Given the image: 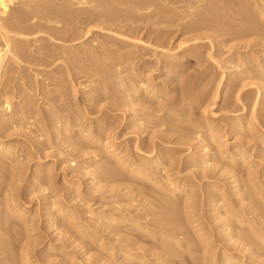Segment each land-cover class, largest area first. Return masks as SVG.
Segmentation results:
<instances>
[{
	"label": "rangeland",
	"instance_id": "1",
	"mask_svg": "<svg viewBox=\"0 0 264 264\" xmlns=\"http://www.w3.org/2000/svg\"><path fill=\"white\" fill-rule=\"evenodd\" d=\"M64 1H58L60 8L56 6L59 10L56 6L50 10L47 9L50 12L45 11L46 14L41 15L44 16L42 21L40 18L30 21L28 14L31 13L29 11L25 13L27 11L19 5L12 6L8 14L9 18L16 17L14 20L16 22L13 21V23H18L19 26L23 24L22 26L25 25V27L32 26L40 19L38 22L42 23L43 29L41 27L33 29L32 32L29 31L30 34L23 32L25 35H22L25 37L28 35V39H22V41L18 38L12 46L13 48L23 46L26 50H30H28L29 53L25 50L16 62L9 58L6 61V67L4 65L1 70L4 74V84L0 88L7 92L12 104L11 112L12 107L16 110L17 106L20 109H17L18 111L22 112L24 107L28 111L24 108L22 116L25 118L21 120L22 122L20 121V126L7 128L4 131L6 135L2 137L3 141H10L3 143L2 146L7 153L5 150L0 151V209L3 207L7 209V211L3 209L5 213L0 216V222L7 221L5 225H0V246L7 247L0 249V263L7 264L11 260L14 264H19L20 261L23 264H126L127 262L142 264L140 260H131L133 263L129 261L124 254L128 252L144 258L147 264H179L181 260H185L183 264H201V260L203 261L205 257L202 255L201 251H203V253L209 252L205 254L209 257L208 259H212V261L209 260L210 264H234V262L264 264V248L254 254L252 253L254 245L246 249L241 248L240 245L237 246L240 241H243L239 235L244 232L246 236L251 231L247 228L248 224L242 225L243 218L247 223L254 222V226L262 230L264 235V22L260 19H253L254 21L250 19L252 22L250 27L249 22L245 24L243 20L244 24L241 20L236 22L219 19L216 25L209 23L211 28L189 32L182 30L185 24L172 27L166 23H157L155 20L148 21L145 17L146 12L140 15L137 8L139 5L137 2L144 0H135L137 2L128 0L129 4L133 2L130 5L127 4V0H107L108 2L90 0L93 4L89 3L88 6H82L79 0ZM122 4L125 6V11ZM209 6L212 8L213 3ZM68 7L72 8L68 10ZM132 7L136 8L135 12H133L135 8L132 9ZM246 7V3L239 6L244 16L250 15L253 11ZM21 8L23 10H20ZM84 9L87 10L83 11ZM99 9L104 10V13ZM106 10L110 13L108 14ZM131 11L135 14L139 12L138 15L134 14L138 22L134 18V20L130 19V16H133ZM121 14L125 15L126 19ZM85 15L89 18L87 19ZM119 15L120 19L117 18ZM142 15L147 19L144 18L146 21ZM83 16L88 21L82 18ZM97 16H101L100 19ZM137 17H142L144 21ZM212 17L215 16L212 15ZM94 18H97L94 20L96 22H93ZM24 19L26 22L29 21L26 23ZM81 19L89 24L82 22ZM89 20H92V23ZM224 20H228V24ZM238 21L242 23V27ZM254 22L257 25H254ZM238 24L243 29L242 33L239 32L241 29ZM232 25L233 28L238 27L233 31ZM254 26H258L257 28L263 26L256 29L260 33L254 29L256 28ZM218 27L223 29L219 31ZM243 27L249 29L244 30ZM136 28L139 29L136 31L140 32L139 34H134ZM238 28L241 34L235 33ZM162 29L166 35L171 36H169L171 44L163 45L156 40ZM34 30L38 31L34 32ZM12 34L14 37H20L15 32ZM130 35H136L137 39L142 38L144 43L133 42L136 36L132 37L133 39L130 37L128 41L127 36ZM196 37L199 40L190 42L189 45L179 49L181 42ZM130 40L133 43H130ZM2 43L3 40L0 41L3 47ZM29 44L33 45L32 48H29L31 47ZM39 47H45L47 53L53 52L54 57L51 56L47 63L43 62L40 57L46 56L36 51ZM174 49L178 52L176 55L171 54V50ZM135 51L151 61L141 67L136 66L137 73L146 75L145 79L149 80V82L146 81L148 82L145 85L146 89H154L151 96L141 92L138 96L130 94L131 96L128 97L127 87L131 85L130 83L133 84L135 78L130 81L132 75L128 72H123L120 75L121 78H117L115 74L118 69H123L131 62L137 61L130 57L131 60L125 62L126 65L122 62L125 60L122 59L123 55L129 52L135 57ZM68 52H70L69 55ZM56 57H58L57 61H55ZM79 57L82 59L79 60ZM75 58L78 59L79 65L69 62V59L76 60ZM160 59L164 63L167 59L178 60L183 66L175 72L166 73V70L163 71L158 64ZM119 60L121 62H118ZM139 64L142 65L141 62ZM179 81L183 84L181 85ZM5 82L6 89L2 88L6 85ZM123 94L126 97H123ZM94 98H97V101ZM2 101L4 97L0 98V111L3 110ZM92 105L96 106L94 110ZM143 116L145 119L142 118ZM99 127L105 134L102 135ZM207 129L210 132H206ZM198 131L199 134L208 133L207 135L212 132V136L215 135L217 138L215 136L214 138L217 140L226 141L227 145H223L228 151L237 154L242 150L244 156L238 155L236 161L233 159L234 162L228 159L223 160L216 153L215 156V151L213 152L209 147L210 143L216 145L217 140L210 135L209 138H212L208 139L211 142L205 139L208 136L204 138L202 135L203 137L197 138L195 132ZM159 134L172 139L168 138L170 142L162 144L170 149L168 155L171 154V157L168 167V161L165 160L167 162L163 170L165 172H162L164 179L161 180L164 182L174 180L175 184H183L185 188L184 194L179 195L180 199L174 196L177 200L172 198L173 201H180V204L182 199V205L179 206L177 203V206L173 205L176 207V212H173L172 206L169 207L171 211L169 209L168 211L167 207L163 210L159 204L157 206L159 201H155L156 194L147 193V189L151 186L149 188L151 190L153 184L137 179L118 162L122 157L128 162H140V154L149 157L152 153L150 142L151 140L160 141ZM106 145L111 146V151H115L120 157H111ZM161 147L159 146L155 151H160L159 154L165 157L163 154H167L169 150ZM205 148H208L209 152L205 151ZM206 153L212 155L208 154V156ZM206 160L208 162H205ZM191 162L197 165L192 166ZM104 169L108 170L105 171L109 175H112L110 169L115 172L118 170V174L104 175ZM204 171L208 174L205 178L202 174ZM119 172L122 173L119 174ZM247 176H249L248 179ZM172 186L174 187V184ZM139 188H142L144 193L137 191ZM164 194L170 195L164 192L163 197L162 195L158 197L162 199L165 197L164 200H168ZM217 194L219 195L216 196ZM154 201L156 205L151 204ZM13 205L22 210V218L17 216L18 213L14 214L6 208ZM220 205L224 206H221L224 211ZM122 209H129L132 214L129 215L135 218L137 223H141L144 229L134 223L108 221L112 213H119ZM186 210L192 213L189 219H187L189 216H185L188 215ZM177 218L180 222H183L181 219L185 220V218L195 222L190 226L184 223L186 220L183 222V227L185 225L186 229H182L184 234H177V237L181 239V241L178 239L181 242L179 244L169 237L162 238L159 235L155 237L145 230L147 228L159 231L157 229L159 227L155 226L157 224L154 225L151 222L155 219H164V221L160 220L164 224L170 223L173 219L172 221L176 220V222L171 221V223L177 226ZM195 225H198L197 228H194ZM230 226H233V229ZM10 228L15 233L12 231L9 233ZM199 230L198 235L203 236L204 243L208 242L206 246L203 245L206 248L200 246L199 239H195L198 238L196 233ZM9 234L13 235L9 237ZM195 235L197 237H194ZM12 237L16 241L12 242L14 240ZM188 238L193 241L190 239L187 242ZM260 241L259 243L264 247L263 242ZM170 242L172 246H169ZM193 243L196 247L191 246ZM9 245L12 248L9 249ZM178 245L183 246L182 249L185 248L184 256L181 253L182 249L179 251L180 248H177ZM175 246L176 248H172V251L177 249L179 258L181 255L182 257L174 258L173 263L171 261L173 258H169L171 255L168 253L171 251L170 248ZM195 249H199L201 254L199 252L195 254ZM224 252H226L225 257ZM191 253L197 255L195 258L200 263H196L194 259L195 262L190 261ZM208 254L211 255L208 256ZM227 255L234 256L233 262L227 260L228 262L224 263L223 259L226 260ZM12 256L15 258L12 259ZM3 259L6 261H2Z\"/></svg>",
	"mask_w": 264,
	"mask_h": 264
},
{
	"label": "bare ground",
	"instance_id": "2",
	"mask_svg": "<svg viewBox=\"0 0 264 264\" xmlns=\"http://www.w3.org/2000/svg\"><path fill=\"white\" fill-rule=\"evenodd\" d=\"M58 1L59 0H0V41H2L3 40V43L2 44H4V46L2 47L1 45H0V86L2 85V84H4V80H3V73L1 72V70H3L2 68H4V65H5V67H6V61L10 58L11 60H15L14 62H16V61H19V60H17V59H19L20 57H21V55L24 53V51L26 50L23 46H18V47H15V48H13V46H12V44H13V42L16 40V39H18V40H27L28 38V35L25 37V36H23L22 34H24L23 32H28L29 33V31H31L32 32V30L33 29H37V28H39V27H43V25H42V23H40V22H38L40 19V21H42V19L44 18V16H41L45 11H47V12H50V11H48L47 9H49L50 10V8H54L56 5L58 6ZM62 1V0H61ZM64 1V0H63ZM66 1H68V0H66ZM71 1V0H70ZM92 1V0H91ZM90 0H79V3L80 4H82V6L83 5H89V3H91V4H93L92 2H91ZM107 1V0H106ZM105 1V2H106ZM110 1V0H109ZM125 1V0H124ZM124 1H122V2H124ZM128 1V0H127ZM130 1V0H129ZM129 1H128V3L127 4H129ZM133 1V0H132ZM135 1V0H134ZM65 2V1H64ZM76 2H78V1H76ZM102 2V1H101ZM108 2V1H107ZM113 1H111V3H112ZM121 2V1H120ZM121 2V3H122ZM135 2H137V1H135ZM63 3V2H62ZM68 3V2H67ZM111 3H109V4H111ZM121 3H119V4H121ZM133 3V2H132ZM132 3H130V4H132ZM138 4H136V5H138L137 6V8L139 9V11H140V15H141V13L142 12H146L145 13V17H147L148 18V21H151V20H155L157 23H166V24H169V26H180V25H182V24H185L183 27V29L182 30H184V31H197V30H203V29H206V28H211L210 27V22H212V23H216V21L217 20H219V19H228L229 21L230 20H235L236 22H237V20H241V22H242V20H243V22H245V24L247 23V22H249V26L251 27V25H250V23H252L251 21H250V19L252 20V21H254L253 19H260V21L262 20L263 22H264V0H242V1H238V0H144V1H141V2H137ZM200 3H202V4H200ZM212 4L213 3V6L215 7H213L212 6V8H214V10L212 9V8H210V6H209V4ZM243 3H246L247 4V7H249L250 9H252L253 11L251 12V14L250 15H245L244 16V13H243V10L241 11V10H239V6L240 5H242ZM72 4H73V2H72ZM76 4V3H75ZM109 4H107V5H109ZM116 4V3H115ZM129 4V5H130ZM134 4V5H135ZM15 5H19L20 7H22L23 9H24V11L26 10L27 12H25V13H28V11L32 14H28V15H30L28 18H29V20L31 21V20H36V18H40V19H38V21L37 22H35L32 26H29V27H25V25L24 26H19V24L17 25L16 23H13V21L14 20H16V17H13L12 15H10V16H12V18H9V16H8V14H9V11H10V9H11V7L12 6H15ZM96 5H98V4H96ZM112 5V4H111ZM114 5V4H113ZM123 5V4H122ZM121 5V6H122ZM124 5H125V3H124ZM123 5V6H124ZM57 6H56V8H57ZM68 6V5H67ZM76 6V5H75ZM100 6V5H99ZM103 6V5H102ZM119 6V5H118ZM120 6V7H121ZM133 6V5H132ZM171 6V7H170ZM244 6H245V4H244ZM59 7V6H58ZM76 7H78V6H76ZM90 7V6H89ZM89 7H88V9H89ZM92 7H94L93 5H92ZM91 7V8H92ZM96 8H97V6H95ZM116 8H117V6H115ZM127 7V6H126ZM129 7V6H128ZM222 7V8H221ZM229 7V8H228ZM246 7V8H247ZM20 9V10H23V9ZM55 8V9H56ZM60 8V7H59ZM59 8H57L58 10H59ZM69 8L70 7H68V10H69ZM72 8V7H71ZM70 8V9H71ZM80 8V7H79ZM84 8V7H83ZM90 8V9H91ZM100 8V7H99ZM102 8V7H101ZM109 8V7H108ZM113 8V7H112ZM125 8V6L123 7V9ZM135 8V7H134ZM133 7H132V9H134ZM176 8H177V10H176ZM216 8H218V10L219 9H222V10H225L224 12H219ZM233 8V9H232ZM51 9V10H52ZM66 9V8H65ZM75 9V8H74ZM78 9V8H77ZM119 9H121V8H119ZM130 10H131V7L129 8ZM137 9V10H138ZM179 9V10H178ZM212 9V10H211ZM57 10V11H58ZM67 10V11H68ZM76 10V9H75ZM74 10V11H75ZM81 10V9H80ZM85 10H87V9H84L83 11H85ZM96 10V9H95ZM94 10V11H95ZM101 9H99V11H100ZM231 10V11H230ZM54 11V10H53ZM53 11H51V13L53 12ZM96 11H98V10H96ZM104 11V10H103ZM102 10L100 11V12H103ZM107 11V13H108V10H106ZM124 11H125V9H124ZM129 11V10H128ZM136 11V8H135V10L133 11V12H135ZM23 12V11H22ZM56 12V11H55ZM75 12H77V11H75ZM82 12V11H81ZM88 12V11H87ZM90 12V11H89ZM93 12V11H92ZM113 12V11H112ZM114 12H115V10H114ZM113 12V13H114ZM130 12V11H129ZM132 12V11H131ZM132 12V13H133ZM247 12V11H246ZM57 13H59V14H61L60 12H57ZM56 13V14H57ZM74 13V12H73ZM77 13H79V12H77ZM85 13V12H84ZM95 13V12H94ZM104 13V12H103ZM106 13V15H108ZM117 13H119V12H117ZM117 13H115V14H117ZM121 13H123V12H121ZM125 13H127V12H125ZM137 14H135V13H133L132 15L133 16H130V19H132V20H134V19H136L135 17H134V14L135 15H138L139 14V12H136ZM46 13H44V15H45ZM53 14V13H52ZM51 14V15H52ZM55 14V15H56ZM66 14H68V12L66 13ZM71 14H72V12H71ZM80 14V13H79ZM85 14H89V13H85ZM90 14H92L91 12H90ZM98 14H99V12H98ZM112 14V13H111ZM128 14V13H127ZM47 15H49V14H47ZM70 15V14H69ZM73 15V14H72ZM82 15H84V14H82ZM105 15V14H104ZM122 15V14H121ZM129 15H131V13L129 14ZM139 15V16H140ZM212 15H214L215 17H212ZM52 16H54V15H52ZM56 16H58L59 17V15L57 14ZM87 15H85V17H86ZM92 16V15H91ZM90 16V17H91ZM94 16V15H93ZM109 16H111V15H109ZM123 17L125 16V15H122ZM127 16V15H126ZM143 16V19L145 18L144 17V15H142ZM47 18H48V16H46ZM45 17V18H46ZM71 17V16H70ZM75 17H76V15H75ZM78 17H79V15H78ZM85 17L83 16L82 18H84L85 19ZM94 17H96V16H94ZM99 16H97V18H98ZM101 17V16H100ZM100 17H99V19H100ZM114 17V16H113ZM243 17V18H242ZM251 17H253V18H251ZM18 18V17H17ZM66 18H68V17H66ZM80 18V17H79ZM89 18V16H87V19ZM93 18V17H92ZM96 18V19H97ZM112 18V17H111ZM118 19H120L121 17H120V15L117 17ZM117 18H115V19H117ZM125 19H126V17H124ZM134 18V19H133ZM137 18H140V17H137ZM19 19V18H18ZM21 19V18H20ZM54 19V18H53ZM52 19V22L55 20H53ZM75 18H73V20H74ZM83 19V20H84ZM87 19H85V20H87ZM95 18L93 19V22H96V21H94V20H96ZM114 19V18H113ZM114 19V20H115ZM117 19V20H118ZM128 19H129V16H128ZM127 19V20H128ZM140 19H142V17L140 18ZM142 19V20H143ZM146 19V18H145ZM144 19V20H145ZM29 20H27V22L29 21ZM47 20V19H46ZM49 20V19H48ZM47 20V21H48ZM72 20V19H71ZM71 20H69V21H71ZM72 20V21H73ZM113 20V21H114ZM141 20V21H142ZM143 20V21H144ZM147 20V19H146ZM145 20V21H146ZM227 20V21H228ZM244 20H246V21H244ZM12 21V22H11ZM24 21L26 22V20L24 19ZM57 21V20H56ZM66 21V20H65ZM81 21H82V19H81ZM88 21V20H87ZM90 22L92 21V20H89ZM140 21V20H139ZM155 21H154V23H155ZM213 21H215V22H213ZM223 21V20H222ZM227 24H228V22L226 21V20H224ZM234 21V22H235ZM259 21V22H260ZM14 22H16V21H14ZM23 22V21H22ZM25 22H24V24H25ZM26 22V23H27ZM45 22V21H44ZM44 22H43V24H44ZM49 22H51V21H49ZM82 22H85V23H87L86 21H82ZM136 22H138V20L136 19ZM219 22V21H218ZM224 22V23H225ZM233 22V21H232ZM231 22V23H232ZM238 22H240V21H238ZM240 22V24H238V26L240 25L241 27H242V23ZM262 22V23H263ZM47 23V22H46ZM56 23V22H55ZM58 23H59V21H58ZM92 23V22H91ZM210 23V24H209ZM230 23V22H229ZM258 23V22H257ZM87 24H89V23H87ZM235 24V23H234ZM233 24V25H234ZM237 24V23H236ZM235 24V25H236ZM244 24V23H243ZM254 25H257L256 24V22H254L253 23ZM29 25V24H28ZM30 25H31V23H30ZM46 25V24H45ZM48 25V24H47ZM158 25V24H157ZM216 25V24H215ZM222 25V24H221ZM226 25V24H225ZM229 25H231V24H229ZM233 25H232V27H231V29L233 28ZM223 26H224V24H223ZM227 26V25H226ZM225 26V27H226ZM238 26H234V28H236V27H238ZM239 26V27H240ZM244 26V25H243ZM258 26H259V23H258ZM258 26H254V27H256V28H254L255 30L256 29H260L261 27H263V26H261L260 28H257ZM44 27H46V26H44ZM50 27V26H49ZM221 27V26H220ZM241 27H240V29H241ZM248 27V26H247ZM246 27V29L244 28V30H248L249 28H247ZM186 28V29H185ZM227 28H228V26H227ZM234 28H233V31H234ZM43 29V28H42ZM138 28H136L135 29V31H134V34L135 33H140V32H136V31H138L137 30ZM223 28H219L218 27V30L220 31V30H222ZM230 29V28H229ZM252 29V28H251ZM263 29V28H262ZM262 29L260 30V31H262ZM40 30V29H39ZM237 31L235 32V33H237V34H241L242 32V30L243 29H241L240 31H239V28L238 29H236ZM36 30H34V32H35ZM38 31V30H37ZM36 31V32H37ZM88 31H90V30H88ZM167 31V30H166ZM241 32V33H239V32ZM257 32H259V30H256ZM13 32H15V33H17L18 35H20V37H14L13 36ZM33 32V33H34ZM159 32H161L160 33V35L158 36L159 37V39H158V37H156V40L157 41H160L163 45H168V44H171V41L169 40V38L171 37L170 35V37L168 36V35H166V33L164 32V29H162V30H160ZM168 32V31H167ZM170 33H171V30L169 31ZM260 33V32H259ZM262 33V32H261ZM30 34V33H29ZM22 35V36H21ZM25 35V34H24ZM122 35V34H121ZM158 35V34H157ZM125 35H123V37H124ZM136 36V35H135ZM135 36H133V35H130L129 37L127 36V38H128V41H129V39H131L132 37H135ZM161 36H162V38H161ZM131 37V38H130ZM138 37L136 36V38L135 39H133L132 41L133 42H136V44H137V42H143V40H141L140 38L139 39H137ZM22 40V41H23ZM197 40H199V38H192V39H189V40H185V41H183V42H181L180 43V46H178L179 47V49L182 47L183 48V46H185V45H189V43L190 42H193V41H197ZM17 41V40H16ZM131 41V40H130ZM130 42V43H133V42ZM17 43V42H16ZM144 43V42H143ZM18 44V43H17ZM20 45H21V42H20ZM30 45V44H29ZM42 45H44V44H42ZM31 46V45H30ZM33 46V45H32ZM32 46L31 47H29V48H32ZM41 46V45H40ZM170 46V45H169ZM28 47V46H27ZM163 47V46H162ZM172 48V47H171ZM176 49V48H175ZM171 50L172 52H171V54H173V55H176L178 52L176 51V50ZM178 49V48H177ZM29 50V49H28ZM28 50H26L25 52H28L29 53V51ZM48 50V49H47ZM53 50V49H52ZM36 51H38L39 53H41V54H44L46 57H40V59L41 60H43V62H45V63H47V61L49 60V58H51V56L52 57H54V54H53V52H51V53H47V51H46V48L44 47V48H42V47H39V48H37L36 49ZM50 51V50H49ZM168 51H170V50H168ZM189 51V50H188ZM130 53H132L131 51H129ZM128 52V54L127 55H123L122 56V59H125L124 61H122L123 62V64L125 63V62H127L128 60L130 61L131 59H130V57H133V59L134 60H137V61H135V62H131L130 64H128V65H126V63H125V68L123 67V69H118V72L117 73H115V74H117V78L118 77H120V75L123 73V72H128V73H130L132 76H131V78H130V81H132L134 78H135V80H133V84L132 83H130L131 85L129 86V87H127V94H128V97H130L131 95L130 94H132V95H136V96H138L141 92L142 93H144V94H148V95H150L151 96V94H152V92L154 91V89L153 90H147L146 89V87H145V85H147V83L149 82V80L147 79H145V77L144 76H146V75H144V76H142V75H139L137 72H138V67H136V66H144V65H147L148 63H150L151 61L150 60H148V59H146L145 58V56L143 57V56H140V55H138L137 54V52L135 53L136 54V56L134 57L133 56V54H130ZM61 53H62V55H63V51H61ZM73 52H71V54H72ZM57 54V53H56ZM67 54V53H66ZM70 54V52H68V55ZM76 55H78L77 53H75ZM58 55H60L59 53H58ZM57 55V56H58ZM67 55V56H68ZM73 55V54H72ZM96 55V54H95ZM71 56V55H70ZM79 56V55H78ZM138 56H140V58L138 59ZM29 57H30V55H29ZM28 57V58H29ZM63 57V56H62ZM73 57V56H72ZM95 57V56H94ZM39 58V57H38ZM58 57H56V60L55 61H57L58 59H57ZM65 58V57H64ZM76 58H78L77 56H76ZM75 58V59H76ZM92 58H93V56H92ZM96 58V57H95ZM60 59H61V57H60ZM82 59V58H81ZM80 59V57H79V60H81ZM101 59V58H100ZM121 59V60H122ZM127 59V60H126ZM132 59V60H133ZM214 59V58H213ZM215 59H216V57H215ZM26 60V59H25ZM40 60V61H41ZM66 60H67V58H66ZM89 60H91V59H89ZM93 61V60H92ZM95 61H97V60H95ZM49 62V61H48ZM69 62H72V63H74V64H76L77 62H78V59H76V60H73V59H69ZM118 62H121L120 60L118 61ZM117 62V63H118ZM139 62H141L142 63V65H140L139 64ZM160 62H161V64H160ZM20 63V62H19ZM51 63V62H50ZM80 63V62H79ZM220 63V62H219ZM78 64V63H77ZM159 66L161 67V68H163V71H165L166 70V73L167 72H169V71H171L170 73H172V72H175V71H177L178 69H181L182 68V62L181 61H176V60H173V59H167V61L165 60V63L160 59L159 60ZM183 64H184V62H183ZM79 65V64H78ZM121 65V64H120ZM119 66V64L117 65V67ZM139 67V68H140ZM99 68V67H98ZM184 68V67H183ZM101 70V69H100ZM117 70V69H116ZM150 70V69H149ZM102 71H103V69H102ZM8 72V71H7ZM146 72V71H145ZM179 72V71H178ZM103 73V72H102ZM114 73V72H113ZM112 74V73H111ZM110 74V75H111ZM114 74V75H115ZM125 74V73H124ZM129 74V75H130ZM142 74V73H141ZM147 74V73H146ZM10 75V74H9ZM113 76V75H112ZM142 76V77H141ZM7 77V76H6ZM10 77V76H9ZM114 77V76H113ZM121 78V77H120ZM175 78V77H174ZM173 78V79H174ZM179 78V77H178ZM5 79V78H4ZM9 79V78H8ZM8 79H7V81H8ZM24 79V78H23ZM124 79V78H123ZM122 79V80H123ZM129 79V78H128ZM175 79H177V78H175ZM6 80V79H5ZM121 80V81H122ZM180 80V79H179ZM183 80V79H182ZM24 81V80H23ZM126 81H128V80H126ZM126 81H124L125 83H126ZM129 81V82H130ZM146 81H148V82H146ZM9 82V81H8ZM122 83V82H121ZM128 83V82H127ZM179 83H180V81H179ZM186 83V82H185ZM5 84H6V82H5ZM30 84V83H29ZM124 84V83H123ZM181 84V83H180ZM179 84V85H180ZM183 84V83H182ZM181 84V85H182ZM187 84V83H186ZM178 85V86H179ZM5 86H7V84L6 85H4V86H2V88H5ZM117 86V85H116ZM121 86V85H120ZM125 86V85H124ZM185 85H183V87H184ZM187 86V85H186ZM189 86H191V85H189ZM188 86V87H189ZM126 87V86H125ZM182 87V86H181ZM117 88V87H116ZM179 88H180V86H179ZM1 89V88H0ZM6 89V88H5ZM124 89V88H123ZM122 89V90H123ZM2 90V89H1ZM4 90V89H3ZM0 91V98H3L4 97V101H2L3 102V110H1L0 111V130L1 131H3L2 133H0V151H4L5 149L2 147L3 146V143H5V142H9V141H3L2 140V137L3 136H5L6 134H5V130L7 129V128H9V127H18V125L20 126V123L23 121L22 119H24L25 117L24 116H22L23 114V110H24V108H23V110H22V112L21 111H18V110H20V109H18V106H17V109L16 110H14L13 109V107H12V112H11V102H10V100H9V97H8V95H7V92L5 91ZM119 90V89H118ZM118 90H117V94H119L118 93ZM126 90V89H125ZM125 90H124V92H125ZM147 90V91H146ZM183 90V89H182ZM187 91V90H186ZM9 92V91H8ZM95 92V91H94ZM184 92V91H183ZM88 93H89V91H88ZM123 93V92H122ZM126 93V92H125ZM181 93V92H180ZM188 93V92H187ZM116 94V95H117ZM125 94H123V97H126V95L124 96ZM130 95V96H129ZM155 96V95H154ZM122 97V98H123ZM134 97V96H133ZM160 97V96H159ZM158 97V99H160ZM191 97V96H190ZM21 98H22V96H21ZM196 98V97H195ZM195 98H193V99H195ZM11 99V98H10ZM93 99V98H92ZM91 99V100H92ZM95 99V98H94ZM139 99V98H138ZM198 99V98H197ZM22 100H24V99H22ZM26 100V99H25ZM96 101H97V98L95 99ZM144 100H146V99H144ZM99 102V101H98ZM192 102H194V101H192ZM22 103H24V101L22 102ZM21 103V104H22ZM95 103V102H94ZM97 103V102H96ZM134 103H136V102H134ZM20 104V105H21ZM133 104V103H132ZM176 104V103H175ZM19 105V106H20ZM94 105H97V104H94ZM94 105H92L91 107L93 108V110L95 109V107H94ZM177 105H178V103H177ZM174 106H176V105H174ZM1 107H2V105H1ZM16 108V107H15ZM25 110H26V108H25ZM24 110V111H25ZM26 111H28V110H26ZM51 111V110H50ZM176 111V110H175ZM174 111V112H175ZM171 111L169 110V113H170ZM173 112V111H172ZM173 112V113H174ZM29 113H30V111H29ZM172 113V114H173ZM26 114H28V112H26ZM50 114V113H49ZM51 114H52V112H51ZM50 114V115H51ZM176 114V113H175ZM174 114V115H175ZM170 115H171V113H170ZM27 117V116H26ZM141 118V117H140ZM142 118H144L145 119V117L143 116ZM22 120V121H21ZM98 120H100V119H98ZM140 120H142L143 121V119H140ZM21 121V122H20ZM99 122V121H98ZM19 123V124H18ZM164 123V122H163ZM162 123V124H163ZM166 124V123H165ZM170 124H172V123H170ZM239 124V123H238ZM164 125V124H163ZM168 125H169V123H168ZM241 125V124H240ZM166 126H167V124H166ZM194 126H195V124H194ZM194 126H192L193 128H194ZM199 126V125H198ZM213 126V125H212ZM196 127V126H195ZM201 127V126H200ZM203 127V126H202ZM100 128V130L102 129L101 127H99ZM106 128H108V127H106ZM197 128V127H196ZM195 128V129H196ZM210 128V127H209ZM237 128V127H236ZM10 129V128H9ZM97 129H98V127H97ZM99 130V129H98ZM103 130H104V128H103ZM108 130V129H107ZM198 130V129H197ZM204 130H205V128H204ZM209 129H207V131L206 132H210V131H208ZM0 131V132H1ZM94 131H97V130H94ZM188 131H190V129H188ZM202 131H203V129H202ZM100 132H102V130L100 131ZM213 132H214V130H213ZM195 133H197V135H196V137L197 138H201V136L203 135L204 136V138H205V136H208V137H206L205 139L206 140H209L210 138H212L213 137V139L214 140H217L216 138H214V136H212V132L211 133H209V135L210 136H212V137H210L209 138V135H207L206 133H200L199 134V131L198 132H195ZM103 134H105V133H103L102 132V135ZM97 135V134H96ZM101 135V136H102ZM202 136V137H203ZM93 137V136H92ZM263 137V136H262ZM94 138V137H93ZM98 138V137H97ZM106 138V137H105ZM158 138L160 139V141L158 140V142L157 141H152L151 140V144H150V148H151V151H152V153L149 155V157H144L143 155H139L140 156V162L139 161H132V162H128V160H124V158L122 157V158H119L120 156H119V154L118 153H116L115 151H111V146L110 147H108L107 145V147L106 146H104V147H106L107 149H108V152L110 153V156L112 157H115V158H119V163L122 165H120L121 167H123L124 166V168H127L128 169V171L132 174V175H134L135 177H137V179L139 178V179H141V180H146V182L148 181V182H150V183H152L153 185V187H152V189L150 190L149 188L151 187L150 185V187L147 189L148 190V192L147 193H149V192H151V193H153V195L154 194H156V199H155V197L153 196V195H151V196H153V198L155 199V201L157 200V201H159V202H157V206H158V204H159V207L160 208H163V210L167 207V210L169 209L170 210V206H172V207H174V210H175V206H173L174 204L177 206V204H179V206L180 205H182V199H181V204H180V201H176L177 199L176 198H179V195L180 194H184V192H185V188H184V186H183V184L181 185V184H175V182H174V180H167V181H162L161 179H164L163 178V173L162 172H165V171H163V170H165V163H167V162H165V160L166 161H168V163H167V167L169 166L168 164L170 163L169 161H170V157H171V154L170 155H168L169 153H170V149H168V148H166L165 146H163L162 144L164 143V144H166V142H170V141H168L167 139L169 138V137H167V136H163V135H161V134H159L158 135ZM209 138V139H208ZM96 139V138H95ZM169 139H171V137L169 138ZM100 140V139H99ZM106 139H104V141H105ZM172 140V139H171ZM213 140V141H214ZM94 141V140H93ZM96 141V140H95ZM210 141V140H209ZM208 142V141H207ZM211 142V141H210ZM209 142V143H210ZM208 143V144H209ZM211 144V146H212V148H211V146L210 145H208V146H210L209 148L211 149V150H213V152H214V155H215V153H216V155H220V157L221 158H223V160L224 159H228V160H232L233 162H234V160L236 159V157L238 156V155H243L244 154V152L241 150V152H237V154H234L233 152H230V151H228L227 149H226V145H227V143H226V141L225 140H217V142H216V145H213V143H210ZM223 144H225V146L223 145ZM159 146H162L161 148H166V150H169L168 151V153L167 154H163V155H165V157L164 156H161L160 154H159V152H157V151H155V150H157V148L159 147ZM207 146V145H206ZM215 146V147H214ZM218 147V148H217ZM216 148V149H215ZM2 149V150H1ZM141 149V148H140ZM206 149V150H205ZM204 150L205 151H207L208 150V148H205ZM242 149V148H241ZM162 150V149H161ZM216 150H218V151H216ZM107 151V150H106ZM139 151H141V150H139ZM5 152L7 153V151L5 150ZM207 152H209V150L207 151ZM1 153V152H0ZM9 153V152H8ZM140 153V152H139ZM141 153H142V151H141ZM172 153V152H171ZM5 154V153H4ZM207 154V153H206ZM205 154V155H206ZM208 154H211V153H208ZM207 154V155H208ZM9 155V154H8ZM12 155V154H11ZM212 155V154H211ZM215 155V156H216ZM138 156V155H137ZM209 156V155H208ZM244 156V155H243ZM175 157V156H174ZM202 157V156H201ZM9 158H10V156H9ZM126 158V157H125ZM216 158V157H215ZM219 158V157H218ZM122 159L124 160V161H122ZM168 159V160H167ZM195 159V158H194ZM234 159V160H233ZM115 160V159H114ZM171 160H172V158H171ZM193 160V159H192ZM199 160V159H198ZM238 160V159H237ZM191 161V160H190ZM189 161V162H190ZM236 161V160H235ZM243 161H245V160H243ZM205 162H208L207 160L205 161ZM204 162V163H205ZM40 165V164H39ZM38 165V166H39ZM118 164H116V166H117ZM173 165V164H172ZM175 165V164H174ZM191 165L192 166H196L197 164L196 163H194V162H191ZM105 167V166H104ZM235 167V166H234ZM41 168V167H40ZM39 168V169H40ZM107 168V167H106ZM118 168V167H117ZM123 168V169H124ZM186 168V167H185ZM252 168V167H251ZM109 169V168H108ZM113 169V168H112ZM116 169V168H115ZM121 169V168H120ZM250 169V168H249ZM103 170V169H102ZM101 170V171H102ZM106 169H104V171H105ZM122 170V169H121ZM246 170V169H245ZM106 171H108V170H106ZM104 172V175H107L108 174V172ZM114 171V170H113ZM113 171H111V169H110V172H111V174L112 175H109V176H113V175H117L118 174V170L115 172L114 171V174H113ZM120 171V170H119ZM208 171V170H207ZM103 172V171H102ZM166 172H168V171H166ZM180 172V171H179ZM244 172H246V171H244ZM250 172V171H249ZM106 173V174H105ZM116 173V174H115ZM122 173V172H121ZM120 172H119V174H121ZM166 174V173H165ZM203 178H205V177H207V175L208 174H206V171H204L203 173ZM202 174L200 175V176H202ZM247 174H249V173H247ZM165 176V175H164ZM210 176V175H209ZM108 177V176H107ZM118 177V176H117ZM134 177V178H135ZM248 177L249 176H247V179H248ZM199 178H202V177H199ZM240 179V178H239ZM251 180V179H250ZM251 182V181H250ZM174 184V187L172 186ZM250 184H252V183H250ZM138 185V184H137ZM140 185V184H139ZM191 185V184H190ZM44 186V185H43ZM42 186V187H43ZM142 186V185H141ZM183 186V187H182ZM252 186V185H251ZM143 188H144V186H143ZM191 188V187H190ZM141 191H140V190ZM137 191H139V192H142V193H144L142 190V188H139ZM150 190V191H149ZM188 191V190H187ZM192 191V190H191ZM214 191V190H213ZM170 193V195H172L171 196V198L169 197V196H166L165 194V196L167 197V199L168 200H164L165 199V197H164V199H162L161 197H163V195H162V193ZM150 193V194H151ZM190 193V192H189ZM194 193V192H193ZM159 195H162L161 197H158ZM188 195V194H187ZM190 195V194H189ZM188 195V196H189ZM191 195H193V194H191ZM219 194H217L216 196H218ZM176 197V198H174V197ZM222 196V195H221ZM257 196H259L258 194H257ZM261 196H263V195H261ZM171 199L170 201H169V198ZM187 197V196H186ZM185 197V198H186ZM191 197V196H190ZM161 198V199H160ZM172 198H174V199H176L175 201H173V199ZM189 198V197H188ZM187 198V199H188ZM221 198V197H220ZM159 199V200H158ZM180 199V198H179ZM190 199V198H189ZM264 199V198H263ZM191 200V199H190ZM222 200H224V199H222ZM152 202L151 204H155L156 205V202ZM173 201V202H172ZM184 201V200H183ZM219 202V201H218ZM177 203V204H176ZM185 204H186V201L184 202ZM263 203V202H262ZM153 204V205H154ZM185 204H183V206L185 205ZM218 204V203H217ZM189 205V204H188ZM222 205H225V204H222ZM222 205H220V207L222 206ZM16 206V205H15ZM14 205L13 206H9V207H6V208H8L9 209V211H12V212H14V214H17V216L18 217H20V218H22V213H21V211L22 210H20V209H17V206L15 207ZM217 206V205H216ZM215 206V207H216ZM170 207V208H169ZM186 208H187V204H186V206H185ZM189 207V206H188ZM219 207V206H218ZM219 207V208H220ZM222 207H224V206H222ZM221 207V208H222ZM152 208V207H151ZM220 208V209H221ZM3 209H4V207H3ZM3 209L1 208L0 209V216H3V214L2 213H5V212H3ZM111 209V208H110ZM114 209V208H113ZM116 209V208H115ZM120 209V208H119ZM223 209V208H222ZM7 211V209H4V211ZM168 210V211H169ZM172 210H173V208H172ZM173 210V212H176V210L174 211ZM113 211V210H112ZM160 211V210H159ZM171 211V210H170ZM187 211V210H186ZM223 211H224V209H223ZM229 211V210H228ZM16 212V213H15ZM118 212V211H117ZM165 212V211H164ZM226 212H227V208H226ZM11 213V212H10ZM161 213V212H160ZM166 213V212H165ZM168 213V212H167ZM187 213H188V215H185V216H189V215H191L192 213L189 211H187ZM225 213V212H224ZM230 213V212H229ZM113 214V213H112ZM110 215L109 216V220L108 221H113V222H117V223H134L136 226H139V227H142V229H144L143 228V226H142V224L141 223H137V221H136V219L135 218H133L132 216H130L129 214H131V212H130V210L129 209H122L119 213H115V214H113V215ZM175 214V213H174ZM238 214V213H237ZM132 215V214H131ZM235 215V214H234ZM230 216H233V215H230ZM173 217H174V215H173ZM107 218H108V216H107ZM187 218V217H186ZM185 218V220H186V222H184L185 220H182L181 219V221H183L185 224H189V226L190 225H194L195 224V222H190V221H192V220H187V219H189L190 218V216L186 219ZM233 218V217H232ZM238 218V217H237ZM12 219V218H11ZM168 219V218H167ZM184 219V218H183ZM192 219H193V217H192ZM234 219V218H233ZM239 219H240V217H239ZM244 220L243 221H241V223H242V225L244 224L245 226H246V224H248V229L250 228V230L251 231H249L248 233L249 234H246V236H245V233L244 232H242V234L241 235H239V237L243 240V241H240L239 242V244L238 243H236V244H238L237 246L239 247V245L241 246V248H244V249H246V248H248V246H252V245H254V250H253V252L252 253H254L255 254V252H258V250H260V249H263L264 247H263V245H261V243H259V241L261 240L262 242H263V244H264V235L262 234V230L260 231V229H258L257 228V226H254V222L253 223H251V221H248V223H247V221H245V218H243ZM1 220H2V218H1ZM6 220V219H5ZM9 220V219H8ZM139 220V219H138ZM156 220H158V221H160V220H162V221H164V219H155L154 221H151V222H153V224L155 225V224H157V225H155L156 226V228H157V226L159 227V228H157L159 231H157L156 232V230L155 231H152V230H150V229H145L146 230V232L147 233H149V234H152V235H154L155 237H156V235H159V236H162V238L163 237H165V238H170V239H173V240H175L176 242L175 243H177V244H179V242L181 241V239H179L177 236L179 235V234H184L183 232H182V229L183 230H185L186 228H184L185 227V225H184V227H183V222H180V220L177 218V222L179 223H182V224H180V226H182V227H180L179 226V224L177 223V226H175L174 225V223H171V221L173 220H171L170 221V223H168V224H164V222H162V221H160V222H158V221H156ZM169 220H170V217H169ZM169 220H165V221H169ZM179 220V221H178ZM10 222H11V220H9ZM175 222H176V220H174ZM174 221H172V222H174ZM189 221V222H188ZM7 222V221H6ZM6 222L4 223V222H0V225H5L6 224ZM9 222V223H10ZM9 223H7V224H9ZM111 223V222H110ZM148 223H150V222H148ZM114 224V223H113ZM173 224V225H172ZM231 224V223H230ZM232 224H234V223H232ZM15 224H14V222H13V226H14ZM150 225V224H149ZM10 226H12V225H10ZM17 226V225H16ZM188 225H186V227H187ZM197 226L198 225H195L194 226V228H197ZM233 226H235V225H233ZM233 226H230V228H232L233 229ZM2 227V226H1ZM4 227V226H3ZM147 227V226H146ZM13 228V227H12ZM12 228H10L9 229V233H12L13 232V229ZM235 228V227H234ZM243 228V227H242ZM3 229V228H2ZM16 228H14V230H15ZM201 229V228H200ZM232 229H231V231H232ZM261 229H263L262 227H261ZM5 230V229H4ZM17 230H18V227H17ZM165 230H168V231H165ZM12 231V232H11ZM202 231V230H201ZM234 231V230H233ZM245 232H246V230H244ZM7 232V233H8ZM156 232V233H155ZM188 232V231H187ZM13 233H15V232H13ZM190 233V232H189ZM244 233V234H243ZM178 234V235H177ZM198 234H200V230L199 231H197V233H196V235H198ZM239 234V233H238ZM11 235H13V234H9V237L11 236ZM185 235H186V233H185ZM194 236V237H197V236ZM202 235V234H201ZM190 237V236H189ZM238 237V236H237ZM238 237V239H240ZM8 238V237H7ZM13 238V237H12ZM18 238V237H17ZM164 238V239H165ZM193 238V237H192ZM14 239V238H13ZM180 241H179V240ZM191 238H188V240H187V242H189V240H190ZM195 239H199L200 240V246L202 245H204V246H206L207 245V243H204V240H203V236L202 237H200L199 235H198V238H195ZM9 240V239H8ZM192 241H193V239H191ZM257 240H258V242H257ZM10 241V240H9ZM14 241H16V239H14V240H12V242H14ZM183 241V240H182ZM197 241V240H196ZM260 241V242H261ZM3 242V241H2ZM206 242V241H205ZM1 243V242H0ZM4 243V242H3ZM173 243H174V241H173ZM181 243V242H180ZM195 243V242H194ZM193 243V245H195ZM6 244V243H5ZM177 244H175V245H177ZM191 244V243H190ZM198 244H199V242H198ZM236 244H235V246H236ZM1 245V244H0ZM6 245H8V244H6ZM101 245V244H100ZM103 245V244H102ZM168 245V244H167ZM167 245H166V248H167ZM173 244H171V242H170V244H169V246H172ZM182 245H185V244H183L182 243ZM181 245V246H182ZM188 245V244H187ZM193 245H191L192 247H196V245L195 246H193ZM179 246V245H178ZM203 246V247H204ZM209 246V245H208ZM103 247V246H102ZM107 247V246H106ZM185 247V246H184ZM198 247H199V245H198ZM202 247V248H203ZM1 248H3L2 246H0V249ZM7 247L5 246V248H3V249H6ZM10 248H12V247H10V245H9V249ZM104 248V247H103ZM172 248H176V246L175 247H171L170 248V253H168V254H170L171 256H169V258L171 257V258H173L171 261L173 262L174 261V258H176V257H178L179 258V255L180 254H178L177 252L178 251H176L175 249L172 251ZM177 248H180L179 249V251L183 248V246L182 247H177ZM201 248V249H202ZM204 248H206V247H204ZM203 248V249H204ZM113 249V248H112ZM111 249V250H112ZM126 249V248H125ZM185 249V248H184ZM184 249H182V254L184 253L183 252V250ZM194 249V248H193ZM192 249V251L194 252V250ZM209 249V248H208ZM2 250V249H1ZM108 250V249H107ZM110 250V249H109ZM167 250V249H166ZM186 250L188 251V247L186 248ZM196 250V249H195ZM199 250V249H198ZM198 250H196L195 251V254L197 253V252H199ZM114 251V250H113ZM169 251V250H168ZM191 251V250H190ZM201 251V250H200ZM208 251V250H207ZM264 251V250H263ZM118 252V251H117ZM134 252V251H133ZM167 252V251H166ZM202 252V255L203 256H205L204 257V259L201 257V259H203V261L201 260V264H210L209 263V260L210 259H208L209 257H206V254L207 253H209V252H205V253H203V251H201ZM122 253V252H121ZM120 253V254H121ZM200 253V252H199ZM212 253V252H211ZM225 253V254H224ZM223 254V256L225 257L226 256V252H224ZM12 254V253H11ZM124 254H125V256L129 259V261H135V260H140V262H142V264H147L146 262H144V258L142 259V257L140 258V256L139 255H137V254H135V253H128V252H124ZM167 254V255H168ZM190 254V253H189ZM194 253H191V257L192 258H190V259H188V260H190V261H193V262H195L194 260H196V256L197 255H193ZM201 254V253H200ZM205 254V255H204ZM112 255V254H111ZM199 255V254H198ZM209 255H211V254H208V256ZM124 256V257H125ZM183 256H184V254H183ZM201 256V255H200ZM228 257L226 258V260L225 259H223L224 260V263H225V261L226 262H228L227 260H231V262H233V258H234V256L232 255H227ZM182 257V255L180 256V258ZM188 257H190V256H188ZM14 258H15V256H14ZM13 258V256H12V259H14ZM18 257H16V259H17ZM22 258V257H21ZM20 258V259H21ZM24 258V257H23ZM117 258V257H116ZM179 258V259H180ZM184 258V257H183ZM186 258V257H185ZM184 258V259H185ZM200 258V257H199ZM214 258V257H213ZM2 259V258H1ZM8 259V258H7ZM194 259V260H193ZM198 259V258H197ZM18 260V259H17ZM17 260H16V262H17ZM22 260V259H21ZM127 260V259H126ZM169 260V261H170ZM2 261H6V260H2ZM24 261V260H23ZM131 261V262H132ZM170 261V262H171ZM182 262L183 261H185V260H181ZM181 261H179V262H181ZM189 261V262H190ZM198 260H196V263H200V262H197ZM210 261H212V259L210 260ZM9 262H11V260H9ZM8 262V263H9ZM171 262V263H172ZM177 262V261H176ZM181 262V263H182ZM5 263V262H4ZM3 263V264H4ZM7 263V264H8ZM23 264V262H19V264ZM128 264H130L129 262H127ZM126 263V264H127ZM133 263V262H132ZM135 263V262H134ZM174 263V262H173ZM181 263H179V264H181ZM213 263V262H212ZM237 263H239V264H241L240 262H237ZM237 263H235L234 262V264H237ZM0 264H2V263H0ZM11 264H14V263H12L11 262ZM16 264V263H15ZM183 264V263H182ZM192 264V263H191ZM195 264V263H194ZM227 264V263H226ZM229 264V263H228ZM233 264V263H232Z\"/></svg>",
	"mask_w": 264,
	"mask_h": 264
}]
</instances>
